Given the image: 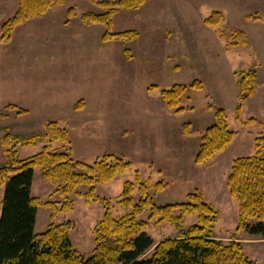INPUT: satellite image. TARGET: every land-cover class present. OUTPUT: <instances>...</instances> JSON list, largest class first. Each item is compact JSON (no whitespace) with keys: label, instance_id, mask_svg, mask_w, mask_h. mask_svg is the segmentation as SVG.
Returning <instances> with one entry per match:
<instances>
[{"label":"rangeland","instance_id":"rangeland-1","mask_svg":"<svg viewBox=\"0 0 264 264\" xmlns=\"http://www.w3.org/2000/svg\"><path fill=\"white\" fill-rule=\"evenodd\" d=\"M0 1L1 27L16 12L18 0ZM102 1L64 0L15 27L9 41H1L0 33V167L6 162L3 137L8 136L7 148L17 159L28 158L48 145L44 126L54 120L70 144L53 142L52 149L68 151L86 164L106 154L131 164L110 182L96 185L88 202V188L78 187L68 198L69 212L51 218L50 209L40 206L36 233L51 222H67L73 248L89 256L106 204L115 218L132 214L119 202L124 184H135L137 177L156 205L186 202L198 192L217 214L209 229L212 238L236 241L248 260L264 264V238L237 229L238 203L226 178L232 162L253 155L254 140L264 135V0H147L137 10H118L110 21V33L133 31L136 36L109 41L102 39L103 24L82 21L84 14L104 13ZM213 12L222 14L220 25L205 26ZM234 31L245 34L244 47L230 45ZM253 67L254 95L240 103L237 73ZM192 82L201 88L181 95L185 111L175 114L161 91ZM211 105L225 110L235 138L199 165L194 159L201 133L214 122ZM33 136L34 144H20L21 138ZM53 192L35 170L31 196L60 208L62 199ZM132 198L136 204L140 199L136 184ZM136 219L147 221L155 244L197 223L196 215L184 217L180 226L158 223L159 218L149 219V211Z\"/></svg>","mask_w":264,"mask_h":264},{"label":"trees","instance_id":"trees-1","mask_svg":"<svg viewBox=\"0 0 264 264\" xmlns=\"http://www.w3.org/2000/svg\"><path fill=\"white\" fill-rule=\"evenodd\" d=\"M147 0H106L99 3L104 9L102 14H84L85 24H103L105 32L102 39H130L136 36L133 31L110 33V21L118 10H137ZM64 0H18L14 15L0 27L1 41L10 39L12 30L33 17L46 12ZM220 12H213L204 21L205 26L218 27L222 21ZM235 38L231 46L246 45L245 34L234 31ZM256 69L237 73L238 100L240 103L254 95ZM196 82L190 85L174 84L170 89L162 90V99L168 109L180 114L185 111L180 106L181 95L189 89L199 90ZM14 108V106H9ZM214 122L204 129L200 136L195 154V164H206L213 156L226 148L235 138V132L229 130L224 109L210 106ZM237 109H241L238 105ZM18 112L24 113L23 110ZM47 140L40 152L25 159H17L7 147L8 136L2 138L6 162L0 167V187L3 188L0 211V264H255L247 259L241 244L236 241L224 243L212 238L211 225L216 222V211L202 201L198 192L188 195L186 202L156 205L147 191L145 183L136 177L139 201L133 202L132 192L135 184H124L120 205L132 208V214L115 218L109 206L105 205V214L94 228L95 246L89 256H83L73 248L69 238V223L51 222L42 233H35L36 214L40 206L50 209L54 218L61 212L71 210L69 196L80 186H86L84 197L88 202L94 197L95 186L110 182L116 174L130 169L131 164L120 156L103 155L92 164L75 161L68 151L51 148L53 142L69 146L65 130L57 121H48L44 126ZM21 145L36 142V137L20 139ZM254 154L238 157L231 164L227 175V187L231 198L238 203L237 229L250 236L264 238V135L256 138ZM68 149V148H67ZM35 170L41 171V178L50 183L54 194L62 199L60 208L57 202H42L31 196V184ZM161 185H157L160 188ZM149 211V219L159 218L180 226L184 217L196 215L197 223L187 230L180 231L174 238L154 243L147 234V221L136 217ZM177 211V215L174 212ZM152 249V251H150ZM150 255H147L148 252Z\"/></svg>","mask_w":264,"mask_h":264},{"label":"crops","instance_id":"crops-1","mask_svg":"<svg viewBox=\"0 0 264 264\" xmlns=\"http://www.w3.org/2000/svg\"><path fill=\"white\" fill-rule=\"evenodd\" d=\"M1 3V1H0ZM31 192H32V184H31ZM1 202V201H0ZM0 211H1V205H0ZM38 210H37V214H36V223H35V228H34V232L36 233V227H37V223H38Z\"/></svg>","mask_w":264,"mask_h":264}]
</instances>
